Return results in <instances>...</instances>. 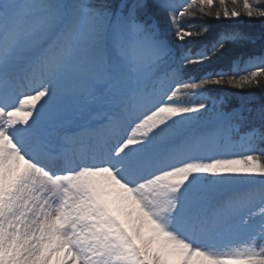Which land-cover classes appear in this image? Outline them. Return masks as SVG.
Instances as JSON below:
<instances>
[{"label": "snow or ice", "instance_id": "obj_1", "mask_svg": "<svg viewBox=\"0 0 264 264\" xmlns=\"http://www.w3.org/2000/svg\"><path fill=\"white\" fill-rule=\"evenodd\" d=\"M244 19L264 0H0V264H264Z\"/></svg>", "mask_w": 264, "mask_h": 264}, {"label": "trees", "instance_id": "obj_2", "mask_svg": "<svg viewBox=\"0 0 264 264\" xmlns=\"http://www.w3.org/2000/svg\"><path fill=\"white\" fill-rule=\"evenodd\" d=\"M204 22L208 23L210 29L213 31L236 23V22L231 21V20L221 19V20L217 21L214 19L208 20L207 18H205ZM192 23L199 25L201 23V21L200 20H194ZM238 27L240 30L248 33L252 37L253 42L248 45V50L259 52L262 45H264V21L255 20V19L254 20L244 19L238 23ZM189 71L198 73L200 70L199 69H190ZM224 91H227L229 93H233V92H238L239 90H235V89H231V88H215V86H214V91H213L212 95L215 96L217 93H223ZM247 91L249 93H255V92H259V89L251 88V89H247ZM184 99L190 100L192 98L191 97H185ZM260 101H261V98L259 96H256L254 99V102L256 103L257 106L259 105ZM258 147H264V144H259V142H258Z\"/></svg>", "mask_w": 264, "mask_h": 264}, {"label": "rangeland", "instance_id": "obj_3", "mask_svg": "<svg viewBox=\"0 0 264 264\" xmlns=\"http://www.w3.org/2000/svg\"><path fill=\"white\" fill-rule=\"evenodd\" d=\"M62 255H63V253H60L59 256H54L53 257V264H57V261L62 257Z\"/></svg>", "mask_w": 264, "mask_h": 264}]
</instances>
